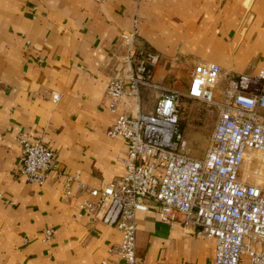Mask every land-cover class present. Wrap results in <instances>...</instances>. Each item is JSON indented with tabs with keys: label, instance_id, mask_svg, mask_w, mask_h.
<instances>
[{
	"label": "crops",
	"instance_id": "crops-1",
	"mask_svg": "<svg viewBox=\"0 0 264 264\" xmlns=\"http://www.w3.org/2000/svg\"><path fill=\"white\" fill-rule=\"evenodd\" d=\"M135 48L158 53L153 83L179 91L198 63L220 67V93L228 77L264 69V0H0V264L116 263L120 232L80 209L92 198L75 185L64 198L62 184L78 174L101 189L125 175L127 144L107 136L116 115L104 92ZM157 100L142 87L138 106L125 100L119 112L148 114ZM18 137L53 153L43 186L16 177ZM136 227L141 264L213 262V239L161 223L153 205Z\"/></svg>",
	"mask_w": 264,
	"mask_h": 264
},
{
	"label": "built area",
	"instance_id": "built-area-1",
	"mask_svg": "<svg viewBox=\"0 0 264 264\" xmlns=\"http://www.w3.org/2000/svg\"><path fill=\"white\" fill-rule=\"evenodd\" d=\"M131 37L122 35L126 42ZM159 62L158 53L133 49L120 57L122 75L109 80L104 92L108 110L116 115L107 136L127 144L125 175L101 189H88L78 174H63V197H72L75 185L92 198L80 209L120 232L114 264H141L136 256V214L149 211L150 205L161 223L181 221L213 239L212 264H264V69L228 77L218 93L222 70L198 63L186 90L179 91L153 83ZM142 87L158 91L154 111L129 116L119 112L125 100L138 106ZM183 97L217 112L200 159L190 156L180 131L178 104ZM58 99L53 95V102ZM16 141V177L43 186L53 168V153L41 142L23 137ZM253 162L257 168L250 172ZM53 234V229H46L43 241Z\"/></svg>",
	"mask_w": 264,
	"mask_h": 264
},
{
	"label": "rangeland",
	"instance_id": "rangeland-1",
	"mask_svg": "<svg viewBox=\"0 0 264 264\" xmlns=\"http://www.w3.org/2000/svg\"><path fill=\"white\" fill-rule=\"evenodd\" d=\"M225 79V78H224ZM220 91V88H219ZM184 111H186L184 113ZM178 116L180 125H185L186 134H183L190 150V156L200 159L204 156L210 135L216 123L217 112L199 101L180 98L178 104ZM257 168L255 162L252 163L249 171ZM246 168L242 169L244 172Z\"/></svg>",
	"mask_w": 264,
	"mask_h": 264
},
{
	"label": "trees",
	"instance_id": "trees-1",
	"mask_svg": "<svg viewBox=\"0 0 264 264\" xmlns=\"http://www.w3.org/2000/svg\"><path fill=\"white\" fill-rule=\"evenodd\" d=\"M179 126H180V131H182L181 125H180V121H179Z\"/></svg>",
	"mask_w": 264,
	"mask_h": 264
}]
</instances>
